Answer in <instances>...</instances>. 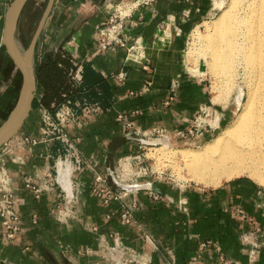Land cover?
<instances>
[{"label": "crops", "instance_id": "obj_1", "mask_svg": "<svg viewBox=\"0 0 264 264\" xmlns=\"http://www.w3.org/2000/svg\"><path fill=\"white\" fill-rule=\"evenodd\" d=\"M12 1L0 0V125L15 107L22 86L21 71L3 43ZM117 2L55 0L45 27L55 39L54 52L62 48L74 64L88 65L101 80L86 86L80 98L69 99L80 116L62 123L73 148L45 133L43 119L49 110L34 105L23 128L0 148L22 218L21 232L12 241L0 217V264H220L223 258L264 264L261 186L245 178L212 189L173 186L156 182L143 165L146 153L140 139L153 138L154 130L165 129L171 142L188 141L182 135L202 107L215 114V129L225 117L211 102L205 79L189 75L183 61L190 32L213 16L218 2L155 0L134 10L125 19V32L130 44L143 46L149 70L130 58L126 48H101L97 26ZM173 79L178 87L166 103ZM147 80L153 84L145 91ZM88 108L94 111L84 117ZM50 113L55 118L56 112ZM78 157L84 158V166L77 164ZM125 160L146 170L138 177L156 182L157 195L147 189L124 192V182L114 183L110 170L117 179L134 180V174L121 173ZM64 163L70 175L61 167ZM98 176L106 181H98ZM28 184L42 189L39 198ZM102 187L107 191H100ZM127 208L133 209L131 223L123 220ZM116 238L126 259L113 250Z\"/></svg>", "mask_w": 264, "mask_h": 264}, {"label": "rangeland", "instance_id": "obj_2", "mask_svg": "<svg viewBox=\"0 0 264 264\" xmlns=\"http://www.w3.org/2000/svg\"><path fill=\"white\" fill-rule=\"evenodd\" d=\"M216 1L218 2L216 4L218 8L215 9L213 16L203 25L195 27L190 32L187 38L188 42L184 51L183 61L185 64L184 68L187 70V72H189V75L193 77L202 76L205 79L204 81L206 82L211 94L210 96L212 97L211 102H213L214 107L218 109V113H224L225 117H223L220 127L215 129V132L212 131L211 135L203 139H189L187 142L179 140V142H171V145H169L168 142H164L163 145H143L145 148L144 153H146L143 165L145 168H148L150 176L156 179V182H167L173 186L176 185L180 187L195 186L204 189H212L222 184L245 178L250 179L261 186L264 194V181L261 183V179L259 178V181V179H257L258 176L256 177L254 175L253 177L252 175L248 174H238L231 176V178H222L218 183L219 185H207L203 182H199L193 178L194 176L191 170L180 153V150L183 148H193L199 150L203 148V146L208 142L214 141L215 138L225 130V128L229 127L235 120H237L240 113L244 109V106H246L247 102H249L248 100L251 95V90L256 91L250 113L258 116L259 120H264V74H262L260 78V73L253 70L251 75H247V67L244 62H240V57H237L238 61L235 60L229 65L226 64L228 69L225 68V70L221 73H216L213 69L212 55L216 48L215 20L221 15L223 8H229V6L232 5V0ZM249 1L250 0H241L237 7H233L234 12L242 15L244 9L248 7ZM46 2L47 0H31L29 8L24 11L22 18L20 19V25L16 37L19 41V46L23 51L27 49L32 40L39 20L45 9ZM220 3L222 4V8L220 7ZM37 4H40V7L37 6ZM33 19L35 22L31 23V20ZM241 30L245 32V27L241 26ZM225 31L228 33V28H225ZM47 32V29L44 28L38 39L35 54L36 60L43 56L45 51L56 50L54 45L55 39H50ZM223 49L225 52H228L230 47L227 44H224ZM233 63L236 65L232 69L231 65ZM256 69L260 68L256 67ZM240 95H242L241 101H239ZM222 108L225 110H222ZM213 115L215 116L214 113ZM202 117H205V114H203ZM207 118L213 119L211 116L206 117V119ZM155 134L156 136L153 135V138L146 137L147 140L158 137V133ZM4 145L2 147H4ZM164 152H166V155ZM1 158L3 159L2 156ZM124 162L126 165L120 167L121 173L126 174L125 176L128 177L129 174H134V180L125 178L124 181H122V177L118 178L119 181L122 183L124 182L123 184H133L136 182L141 184L156 183L149 179H140V177H144L146 172L145 169L130 164L128 160H125ZM137 177L139 179H135ZM110 178L112 179L111 176ZM182 204L184 205V202Z\"/></svg>", "mask_w": 264, "mask_h": 264}, {"label": "bare ground", "instance_id": "obj_3", "mask_svg": "<svg viewBox=\"0 0 264 264\" xmlns=\"http://www.w3.org/2000/svg\"><path fill=\"white\" fill-rule=\"evenodd\" d=\"M240 1L232 0V5L223 8L221 15L215 20L216 48L212 55V66L216 73H221L225 68L228 69L226 64L238 61L240 57V62H244L247 67V75L255 70L260 73L261 78L264 74V0H250L242 15L233 10ZM220 7L222 8L221 3ZM241 26L245 27V32L241 30ZM225 28H228V33ZM224 44L230 47L228 52L224 51ZM235 65L233 63L231 68ZM255 91L251 90L249 102L237 120L214 141L208 142L199 150H180L197 181L217 185L222 178L238 174L258 176L261 183L264 181V120L261 121L258 116L250 113ZM241 99L242 95L239 101Z\"/></svg>", "mask_w": 264, "mask_h": 264}, {"label": "built area", "instance_id": "obj_4", "mask_svg": "<svg viewBox=\"0 0 264 264\" xmlns=\"http://www.w3.org/2000/svg\"><path fill=\"white\" fill-rule=\"evenodd\" d=\"M155 0H120L115 5V10L111 13L108 19L104 20L97 26V33L100 39L101 48L103 50L116 49L119 47L126 48L127 54L130 58L134 59L136 62L140 61L143 63V68L149 70L150 62L147 59L143 46L135 41L134 43H129L127 34L125 32V19L130 17L134 10L146 7L154 3ZM76 69L72 71V80L75 85H80L83 80V67L81 64H75ZM152 80H147L144 85V90L148 91L152 87ZM178 87V81L173 80L171 83V95L169 96V100L166 103H169L170 100L174 98L176 89ZM94 111V108H88L84 112V117L89 116ZM205 114V117H202ZM213 112L206 107H202L201 111L195 121V123L187 130L185 137L187 140L189 138H193L201 135V133L205 129L214 130L217 127L216 117L213 115ZM211 116L213 119H206V117ZM77 117H80L76 110L71 105V100H67L64 102L59 109L56 111V116L53 118L52 114L49 111H45L44 114V122H45V133L53 134L57 138L62 139V141L68 146L69 149L73 148L74 145L71 142L70 138L65 134L62 123L70 120H74ZM208 127V128H207ZM155 133H158V137L147 140L144 138L140 139V143L143 145L147 144H161L164 142H168L171 145V140L169 136L165 132V129H156ZM181 134V132H178ZM26 140H28L26 138ZM184 142V141H183ZM187 142V141H186ZM3 160V161H2ZM77 164L79 166H84L86 161L82 157L77 158ZM64 166V170L67 171L70 175V168L67 163L61 164V167ZM123 167V166H122ZM123 169V168H122ZM109 175L112 177L114 183L117 185H121V183L117 179V174L114 170L109 171ZM97 180L100 182H105L106 178L104 176H98ZM127 185V186H126ZM123 184V191L128 192L130 190H141L147 189L151 194L157 195L159 192L152 183L141 184L139 182L133 184ZM29 187L36 195V197H40L42 189L39 186L34 184H28ZM102 192H106V188L102 187ZM123 220L126 223H131L133 221V209L127 208L123 214ZM0 217L3 221V226L5 229L6 237L9 240H16L22 229V218L21 214L17 211L15 207V194L12 185V177L7 168L4 159L0 156ZM121 245L122 243L116 238L115 246L113 250L116 252L120 259H126L124 257V252L121 253ZM127 261V260H126ZM125 264H130V262H125ZM220 264H242L241 261L235 259H226L223 258Z\"/></svg>", "mask_w": 264, "mask_h": 264}, {"label": "water", "instance_id": "obj_5", "mask_svg": "<svg viewBox=\"0 0 264 264\" xmlns=\"http://www.w3.org/2000/svg\"><path fill=\"white\" fill-rule=\"evenodd\" d=\"M29 0H13L5 16L3 43L22 74V86L18 101L7 119L0 125V148L9 142L24 126L37 96L36 48L55 0H47L43 14L32 40L25 51L19 46L16 33L22 13Z\"/></svg>", "mask_w": 264, "mask_h": 264}, {"label": "trees", "instance_id": "obj_6", "mask_svg": "<svg viewBox=\"0 0 264 264\" xmlns=\"http://www.w3.org/2000/svg\"><path fill=\"white\" fill-rule=\"evenodd\" d=\"M31 0L25 10L29 8ZM23 11V13H24ZM35 22L34 19L31 23ZM76 69L74 62L61 48L58 52L45 51L43 56L36 60V74L40 97L34 100V107L43 106L55 113L58 107L68 99L81 97L86 86L100 82L101 77L88 65L83 67V80L75 85L72 80V71Z\"/></svg>", "mask_w": 264, "mask_h": 264}]
</instances>
